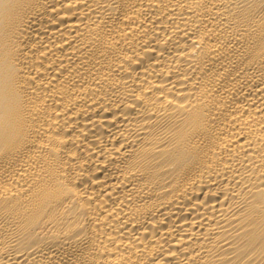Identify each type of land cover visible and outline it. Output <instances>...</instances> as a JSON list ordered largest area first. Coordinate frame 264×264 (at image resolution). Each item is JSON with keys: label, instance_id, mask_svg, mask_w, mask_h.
Wrapping results in <instances>:
<instances>
[{"label": "bare ground", "instance_id": "bare-ground-1", "mask_svg": "<svg viewBox=\"0 0 264 264\" xmlns=\"http://www.w3.org/2000/svg\"><path fill=\"white\" fill-rule=\"evenodd\" d=\"M0 264H264V0H0Z\"/></svg>", "mask_w": 264, "mask_h": 264}]
</instances>
